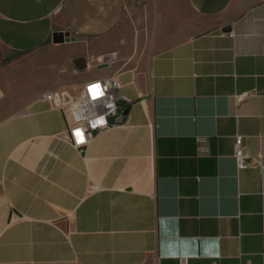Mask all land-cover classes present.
Instances as JSON below:
<instances>
[{
	"label": "crops",
	"instance_id": "obj_1",
	"mask_svg": "<svg viewBox=\"0 0 264 264\" xmlns=\"http://www.w3.org/2000/svg\"><path fill=\"white\" fill-rule=\"evenodd\" d=\"M0 61V264H264V0H0ZM111 75L79 149L43 94Z\"/></svg>",
	"mask_w": 264,
	"mask_h": 264
},
{
	"label": "built area",
	"instance_id": "obj_2",
	"mask_svg": "<svg viewBox=\"0 0 264 264\" xmlns=\"http://www.w3.org/2000/svg\"><path fill=\"white\" fill-rule=\"evenodd\" d=\"M96 85L99 86L98 94L92 91L93 86ZM80 86L74 93L54 90L53 92H45L43 96L70 113L71 118L67 123L68 130L64 135L75 147L82 149L96 132L125 124L128 121L129 112L127 107L120 103L121 98L118 92L121 85L117 76L88 78L83 80ZM255 93L245 91L239 95L236 94L237 102L239 103L247 96ZM129 101L131 102V100ZM234 146L233 155L237 160L238 168H244V166L257 162L245 152L246 148L242 136L237 135L235 137ZM91 189L96 191L98 186L92 184ZM12 215L14 218H18L16 214L13 213Z\"/></svg>",
	"mask_w": 264,
	"mask_h": 264
},
{
	"label": "water",
	"instance_id": "obj_3",
	"mask_svg": "<svg viewBox=\"0 0 264 264\" xmlns=\"http://www.w3.org/2000/svg\"><path fill=\"white\" fill-rule=\"evenodd\" d=\"M231 29V27H229L228 25L225 26V28L223 29V31H229ZM56 36V40L57 41H65L66 39H69V37L65 38V34H63L62 31H56L55 33ZM77 58H75L74 60H76Z\"/></svg>",
	"mask_w": 264,
	"mask_h": 264
},
{
	"label": "snow or ice",
	"instance_id": "obj_4",
	"mask_svg": "<svg viewBox=\"0 0 264 264\" xmlns=\"http://www.w3.org/2000/svg\"><path fill=\"white\" fill-rule=\"evenodd\" d=\"M98 88H99V86H98V85H96V86H93V89H92V91H93L94 93L98 94ZM77 135H80V134H79V133H77Z\"/></svg>",
	"mask_w": 264,
	"mask_h": 264
},
{
	"label": "rangeland",
	"instance_id": "obj_5",
	"mask_svg": "<svg viewBox=\"0 0 264 264\" xmlns=\"http://www.w3.org/2000/svg\"><path fill=\"white\" fill-rule=\"evenodd\" d=\"M4 69V63L3 61H0V73H2V70Z\"/></svg>",
	"mask_w": 264,
	"mask_h": 264
}]
</instances>
